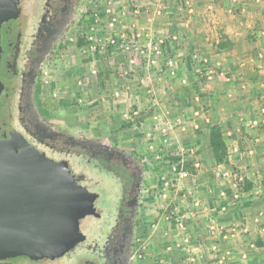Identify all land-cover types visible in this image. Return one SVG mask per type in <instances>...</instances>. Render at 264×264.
<instances>
[{
	"label": "rangeland",
	"instance_id": "1",
	"mask_svg": "<svg viewBox=\"0 0 264 264\" xmlns=\"http://www.w3.org/2000/svg\"><path fill=\"white\" fill-rule=\"evenodd\" d=\"M189 2L86 0L87 20L82 29L67 40L66 46L45 68L42 78L41 98L53 122L76 134L111 141L144 163L151 195L143 210L144 221L137 236L140 264L185 263L180 236H173L178 234L177 220L183 215L182 200H186L183 195L187 179L175 181L171 178L170 187L162 189L157 176L165 171L166 165L180 163L181 158L189 156L187 149H192L186 140H173V132L178 137L182 131L165 123L179 124L180 112L190 107L195 111H206L208 97L203 96L207 94L203 89L206 81L196 79V84L190 82L187 89L188 81L177 75L187 57L182 55L181 22L194 21L191 13H187L188 17L182 16L186 10L193 9L194 5L189 6ZM113 19L116 21L110 28ZM109 35L114 38L125 35L133 48L128 51L112 48L108 43ZM172 35L178 37L177 42L171 43L169 50L162 48L153 63L135 50L138 43L141 50L147 52L149 42L160 45ZM90 36L93 43L87 39ZM79 39L81 46H78ZM90 45L96 48L92 49ZM190 57H187L188 61ZM200 66L199 63V69ZM209 66L213 67L211 62ZM173 112L177 115L172 118ZM157 153L160 160L155 159ZM228 160L225 164L232 169L235 191L245 195V178L241 182L236 178L241 175V169L235 165L231 167ZM193 162L194 159L182 162L189 178L196 174ZM205 163L206 169L211 167L207 161ZM245 198L242 197L243 202H247ZM168 236H171L172 246Z\"/></svg>",
	"mask_w": 264,
	"mask_h": 264
},
{
	"label": "flooded vegetation",
	"instance_id": "2",
	"mask_svg": "<svg viewBox=\"0 0 264 264\" xmlns=\"http://www.w3.org/2000/svg\"><path fill=\"white\" fill-rule=\"evenodd\" d=\"M86 0H0V152L22 149L62 167L80 202L75 244L62 255L0 264H140L138 233L151 195L144 163L111 141L46 115L45 68L87 20ZM85 8V10L83 9Z\"/></svg>",
	"mask_w": 264,
	"mask_h": 264
},
{
	"label": "crops",
	"instance_id": "3",
	"mask_svg": "<svg viewBox=\"0 0 264 264\" xmlns=\"http://www.w3.org/2000/svg\"><path fill=\"white\" fill-rule=\"evenodd\" d=\"M189 1L196 10L193 7L182 16L191 13L194 21H182L179 32L183 35L182 55L191 57L189 61L184 58L179 68L182 71L177 70V75L188 81L187 89L190 82L196 84V79H204L207 94L203 96L208 99L206 111L190 107L180 112L179 124L165 123L182 131L180 137L173 132V140L183 139L192 146L183 160L194 159V166L201 161L196 174L185 181L186 200H182L180 217L186 225L185 234L173 237L188 239L196 259L194 264H215L216 256L210 250L213 244L230 254L226 261L229 264H264V0ZM203 59L214 67L210 79L200 73ZM174 115L176 112L170 114L172 118ZM214 124L221 129L229 165L238 166L251 185L249 190L244 189L245 195L238 193L235 199L236 187L232 176H227L232 169L228 164L216 163L209 146L208 132ZM205 161L210 168L206 169ZM222 190H228L229 198L232 194L226 212L220 211L218 203ZM243 196L247 202H243ZM195 200L201 201L197 210L193 209ZM214 223L225 230L210 232L208 227ZM168 239L172 246L171 236ZM184 246L181 250L186 262Z\"/></svg>",
	"mask_w": 264,
	"mask_h": 264
},
{
	"label": "water",
	"instance_id": "4",
	"mask_svg": "<svg viewBox=\"0 0 264 264\" xmlns=\"http://www.w3.org/2000/svg\"><path fill=\"white\" fill-rule=\"evenodd\" d=\"M79 202L62 167L25 149L10 160L0 152V259L65 253Z\"/></svg>",
	"mask_w": 264,
	"mask_h": 264
},
{
	"label": "built area",
	"instance_id": "5",
	"mask_svg": "<svg viewBox=\"0 0 264 264\" xmlns=\"http://www.w3.org/2000/svg\"><path fill=\"white\" fill-rule=\"evenodd\" d=\"M159 1H164V0H159ZM115 21L116 20L113 19L112 22H110V24H109L110 28L113 27V25H114L113 22H115ZM87 39H89V41H91L93 43V38L91 36L89 38L87 37ZM177 40H178V37L175 35H172L169 37V40L165 41V43L161 41L162 43L160 45L156 42H149L147 44V52H144L143 50H141V46L138 43L137 44L135 43L136 46H134V47H135V50L138 51L144 58L147 57V59H149V62L153 63L156 55L161 52L162 48L165 47V49L169 50L170 44L171 43L174 44L175 42H177ZM108 43L112 48L119 47V48L124 49L125 51L131 50L133 48V45L126 40L125 35H120L119 37H116V38H114L113 35H109ZM87 44H88V41H87ZM90 46H92L91 47L92 49L96 48V46H93V45H90ZM143 47H145L144 49L146 50V45ZM151 59H152V61H151ZM169 64L172 67V63L169 62ZM200 65H201L200 69H199L200 73L203 72L205 74L206 79H210L212 77V75L214 74V67H210L208 60H206V59L201 60ZM155 159L160 160L161 156H159V154L157 153L155 155ZM182 162H183V159L181 158L180 163H178L176 165H171V164L169 165L168 164L165 166L166 167L165 171L159 173V175L157 176V182L162 186V189L170 187L169 184L172 182L171 178L175 181H182V180H186L189 178V173L183 169ZM195 167L198 168L199 163H196ZM227 176L230 177L231 173H230V175H227ZM236 178H237V181H239V182L243 181L242 175L236 176ZM227 191L228 190H222L218 196V203H219L221 212H226L227 211V205L226 204L231 202L230 200H231L232 194L230 195V198H229L227 195ZM237 194H238V192L236 191V194L233 195L234 199L237 198ZM200 205H201V201L195 200L193 202V209L197 210L200 207ZM176 229L178 230V233L185 234L186 225L183 222V220H177ZM208 230L212 233L215 232V234H216L220 231L225 230V228L219 223H214V224L209 225ZM224 237H226V236H224ZM180 241L182 242L183 246L185 245L183 247V252L187 255V259H186V262L184 264H194L196 259H195V255L193 253L192 247L189 244L188 239L184 238V240L180 239ZM210 250L216 256L215 264H229L226 261H227L228 256H230V254H228V252H226V251L225 252L220 251L218 244H213L210 247Z\"/></svg>",
	"mask_w": 264,
	"mask_h": 264
},
{
	"label": "trees",
	"instance_id": "6",
	"mask_svg": "<svg viewBox=\"0 0 264 264\" xmlns=\"http://www.w3.org/2000/svg\"><path fill=\"white\" fill-rule=\"evenodd\" d=\"M82 45V40L79 39L78 46ZM48 115L47 109L45 110ZM209 146L212 150V154L216 163H225L227 161V147L223 140L222 132L218 124H214L209 128L208 132ZM245 189L249 190L251 185L246 183Z\"/></svg>",
	"mask_w": 264,
	"mask_h": 264
}]
</instances>
